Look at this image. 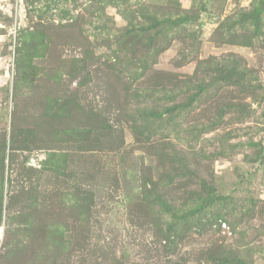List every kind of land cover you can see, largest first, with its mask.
I'll return each instance as SVG.
<instances>
[{
	"label": "rangeland",
	"instance_id": "obj_1",
	"mask_svg": "<svg viewBox=\"0 0 264 264\" xmlns=\"http://www.w3.org/2000/svg\"><path fill=\"white\" fill-rule=\"evenodd\" d=\"M0 264H264V0H0Z\"/></svg>",
	"mask_w": 264,
	"mask_h": 264
}]
</instances>
